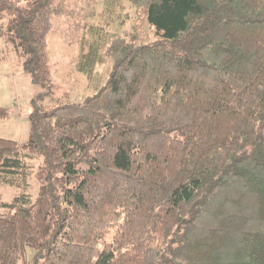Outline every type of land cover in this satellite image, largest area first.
Instances as JSON below:
<instances>
[{"label": "trees", "instance_id": "obj_1", "mask_svg": "<svg viewBox=\"0 0 264 264\" xmlns=\"http://www.w3.org/2000/svg\"><path fill=\"white\" fill-rule=\"evenodd\" d=\"M72 1L0 0L39 89L26 141L0 138V186L39 161L36 197L0 202V264H264V0H128L149 31L93 41L78 70L112 68L83 103L54 98L47 48Z\"/></svg>", "mask_w": 264, "mask_h": 264}, {"label": "rangeland", "instance_id": "obj_2", "mask_svg": "<svg viewBox=\"0 0 264 264\" xmlns=\"http://www.w3.org/2000/svg\"><path fill=\"white\" fill-rule=\"evenodd\" d=\"M118 1L117 4L114 3L115 5L110 6V9L113 10V14L112 11L110 14L113 15V18H118L116 23L119 24L114 23L109 26L104 24L108 19L105 17L107 0L106 2L97 0L94 3L93 15H87L86 18L81 15L83 13L89 14L88 1L82 0L72 4L70 8L84 9L75 10L79 14L70 18V26L67 25L69 34L65 38L62 37L64 21L63 19H56L55 27L52 28L48 38L47 47L56 100L83 103L85 99L96 94L104 86L112 68L109 60L105 61L104 59L86 73L79 71L77 67L79 58L89 52L90 46L97 38L105 36L106 41L107 36L128 33L132 31L135 24L140 25L141 29L148 33L149 28L144 18L135 13L128 0ZM83 22L87 23L84 29L86 30L87 27V33L85 32L84 45L79 50V41L73 33H76V24H83ZM102 38L104 39V37ZM38 92V87H35L30 77L24 73L21 60L11 47L0 38V109L5 110L7 114L6 119L0 120V138L19 143L26 141L31 100ZM32 164L34 173L30 176L28 186L24 191L34 199L37 195L38 184L33 175L37 171L39 161L36 160ZM24 191L21 188L0 186V202L10 203L13 198ZM32 254V251L28 250L29 259Z\"/></svg>", "mask_w": 264, "mask_h": 264}]
</instances>
